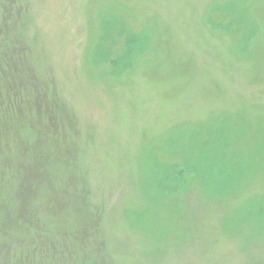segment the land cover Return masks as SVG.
I'll return each instance as SVG.
<instances>
[{
	"label": "rangeland",
	"instance_id": "rangeland-1",
	"mask_svg": "<svg viewBox=\"0 0 264 264\" xmlns=\"http://www.w3.org/2000/svg\"><path fill=\"white\" fill-rule=\"evenodd\" d=\"M0 37V264H264V0H0Z\"/></svg>",
	"mask_w": 264,
	"mask_h": 264
},
{
	"label": "trees",
	"instance_id": "trees-1",
	"mask_svg": "<svg viewBox=\"0 0 264 264\" xmlns=\"http://www.w3.org/2000/svg\"><path fill=\"white\" fill-rule=\"evenodd\" d=\"M8 28V27H7ZM3 35H5L4 33H2ZM1 38V37H0ZM4 40H5V38H4ZM3 55H1V57H2ZM1 57H0V69L2 68V66H3V61L1 60ZM8 62V61H7ZM0 108L2 109V103L0 104Z\"/></svg>",
	"mask_w": 264,
	"mask_h": 264
}]
</instances>
